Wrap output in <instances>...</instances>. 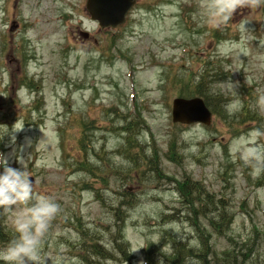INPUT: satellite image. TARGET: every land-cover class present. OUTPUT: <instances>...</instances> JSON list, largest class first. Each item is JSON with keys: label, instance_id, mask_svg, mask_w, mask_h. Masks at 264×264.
I'll return each instance as SVG.
<instances>
[{"label": "rangeland", "instance_id": "rangeland-1", "mask_svg": "<svg viewBox=\"0 0 264 264\" xmlns=\"http://www.w3.org/2000/svg\"><path fill=\"white\" fill-rule=\"evenodd\" d=\"M85 1L0 0V153L22 168L18 154L37 191L61 205L43 251L53 264H137L167 233L199 248L175 184L189 177L232 216L225 234L201 219L211 248L263 256L264 170L248 153L264 164V6H242L211 29L200 16L205 0H139L120 27L101 29ZM25 75L34 90L18 85ZM206 78L211 124L173 123L172 99ZM131 120L141 129L126 132ZM12 130L15 144L4 135ZM129 135L139 140L127 144ZM119 217L130 261L93 256L89 239L111 250ZM1 220L3 236L15 235L13 215Z\"/></svg>", "mask_w": 264, "mask_h": 264}, {"label": "trees", "instance_id": "trees-1", "mask_svg": "<svg viewBox=\"0 0 264 264\" xmlns=\"http://www.w3.org/2000/svg\"><path fill=\"white\" fill-rule=\"evenodd\" d=\"M210 76L212 80L218 78L219 71L217 73L212 70ZM23 78L26 79V75ZM209 80L210 78L202 79L195 86L192 85L194 87L191 92L186 94L180 93V95L182 97H202L207 106L215 113L216 107L213 105V102L216 95L213 96L209 92ZM204 87H206L207 90H204ZM233 118L237 119V117ZM136 127H140V122L131 120L126 124L124 130L132 133L133 128L135 129ZM139 129H141V127ZM124 139L127 144L134 142V140H139L137 136L132 137L130 135ZM175 144L176 142L173 140L171 143L172 153L175 152ZM136 147H139V144L136 145ZM157 159L159 161L158 153L153 147L151 163L153 169L159 173ZM191 180L192 179L189 177H184L182 180L175 179V184L176 190L180 196V203L182 204L181 218L195 228L199 241V248L195 246H187L184 242L175 238L174 235L167 233L166 236H162V239L164 240L163 243L161 242L159 245L154 244L153 246L149 245L146 248V264H264V255L259 256L251 246L248 248V251L244 253L240 249L237 250L232 247L231 249H226L221 251L220 254H217L211 248L209 242L210 234L208 236L205 234L201 219H207L210 227L215 233L225 234L226 231L229 230V223L232 216L230 217L224 203L225 201L222 197L215 198L214 195L206 190L205 186L200 181ZM170 217L174 218L172 215H170ZM2 225L3 222L0 215V242H3L5 245L14 235H9V238H5L3 236V231L1 230ZM124 225V219L119 217L115 222V230L111 235V250H105L97 243V240L95 241L90 238L89 249L91 254L93 256H100L103 259H117V257L113 255L115 253L119 256L121 262H129L131 252L129 250L128 242L123 235ZM166 243L171 244L170 252L162 249ZM84 260L87 262L86 258H84Z\"/></svg>", "mask_w": 264, "mask_h": 264}, {"label": "clouds", "instance_id": "clouds-1", "mask_svg": "<svg viewBox=\"0 0 264 264\" xmlns=\"http://www.w3.org/2000/svg\"><path fill=\"white\" fill-rule=\"evenodd\" d=\"M242 6L259 8L264 6V0H205L200 16L209 28L219 29ZM225 87L234 90L239 84L226 81ZM15 131L18 130L4 134L10 136L12 144L16 140ZM13 154L17 155L22 168L9 166V156L0 153V215H13L15 233L0 247V264H53L52 258L43 251V244L52 222L61 212V205L52 196L41 195L37 191L25 161L18 154ZM248 158L256 162V171L264 170L255 149L250 150ZM137 264L146 262L140 259Z\"/></svg>", "mask_w": 264, "mask_h": 264}, {"label": "water", "instance_id": "water-1", "mask_svg": "<svg viewBox=\"0 0 264 264\" xmlns=\"http://www.w3.org/2000/svg\"><path fill=\"white\" fill-rule=\"evenodd\" d=\"M136 0H87L86 8L101 27H116L125 20ZM172 120L178 123H211V112L200 97L175 98L172 101ZM33 180L32 178H30Z\"/></svg>", "mask_w": 264, "mask_h": 264}]
</instances>
